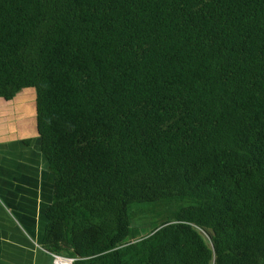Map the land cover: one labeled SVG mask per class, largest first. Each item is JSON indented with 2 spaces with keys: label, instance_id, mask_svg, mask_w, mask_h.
Listing matches in <instances>:
<instances>
[{
  "label": "trees",
  "instance_id": "1",
  "mask_svg": "<svg viewBox=\"0 0 264 264\" xmlns=\"http://www.w3.org/2000/svg\"><path fill=\"white\" fill-rule=\"evenodd\" d=\"M26 88L46 251L264 264V0H0V98Z\"/></svg>",
  "mask_w": 264,
  "mask_h": 264
},
{
  "label": "crops",
  "instance_id": "2",
  "mask_svg": "<svg viewBox=\"0 0 264 264\" xmlns=\"http://www.w3.org/2000/svg\"><path fill=\"white\" fill-rule=\"evenodd\" d=\"M14 98H0V263L52 264L42 239L53 175L40 150L36 102L28 121L29 112L11 105Z\"/></svg>",
  "mask_w": 264,
  "mask_h": 264
},
{
  "label": "rangeland",
  "instance_id": "3",
  "mask_svg": "<svg viewBox=\"0 0 264 264\" xmlns=\"http://www.w3.org/2000/svg\"><path fill=\"white\" fill-rule=\"evenodd\" d=\"M27 95V100H21V96ZM16 98H14V102H12L11 105L16 106V108L22 107V109H25L24 111L29 112L28 121H30L31 118H33L34 113H35V89L34 88H26L23 89L21 92L19 91L16 95ZM5 200L6 199H1ZM50 200V196H49ZM137 208V206L134 207V209ZM45 217V216H44ZM46 219V218H45ZM154 219L151 214H142L141 212H137L134 216L133 220V227H135L137 230L141 229L140 225H147L148 223L152 222ZM143 231V230H142ZM142 234H145V232H142ZM205 235V234H204ZM207 238V236H205ZM208 239V238H207Z\"/></svg>",
  "mask_w": 264,
  "mask_h": 264
},
{
  "label": "built area",
  "instance_id": "4",
  "mask_svg": "<svg viewBox=\"0 0 264 264\" xmlns=\"http://www.w3.org/2000/svg\"><path fill=\"white\" fill-rule=\"evenodd\" d=\"M48 253L52 257V264H73L74 259L71 257H67L62 254H58L54 252H48Z\"/></svg>",
  "mask_w": 264,
  "mask_h": 264
}]
</instances>
